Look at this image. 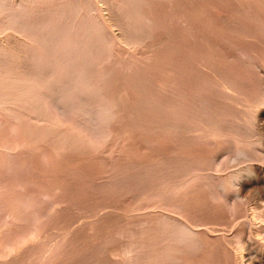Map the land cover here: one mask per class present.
Returning a JSON list of instances; mask_svg holds the SVG:
<instances>
[{"label": "rangeland", "instance_id": "rangeland-1", "mask_svg": "<svg viewBox=\"0 0 264 264\" xmlns=\"http://www.w3.org/2000/svg\"><path fill=\"white\" fill-rule=\"evenodd\" d=\"M99 1L25 0L26 27L0 13V78L23 79L3 84L13 98L0 101V264H175L161 211L202 222L199 247L183 260L223 262L260 209L257 192L236 195L230 175L264 165V119L254 115L264 110V0ZM34 21L53 23L56 50L85 45L52 66ZM86 30L94 34L82 37ZM75 72H85L84 92V82H69ZM47 75L71 101L53 103ZM102 105L109 118L93 122L83 110Z\"/></svg>", "mask_w": 264, "mask_h": 264}, {"label": "bare ground", "instance_id": "bare-ground-1", "mask_svg": "<svg viewBox=\"0 0 264 264\" xmlns=\"http://www.w3.org/2000/svg\"><path fill=\"white\" fill-rule=\"evenodd\" d=\"M24 1L25 0H16L15 2L13 1V0H0V13H5V15H6V20H7V24L8 25H18V26H25L26 27V25H27V18H24L23 16H25V14H27V13H29V11H31V9L29 8V7H27V5L24 3ZM32 0H30V2H31ZM99 1V0H98ZM136 1V0H135ZM28 2V1H27ZM35 2V1H34ZM128 2V1H127ZM29 3V2H28ZM33 3V2H32ZM49 3V2H48ZM52 3V2H51ZM60 3V7L58 8V10H60V12L62 13L63 12V14L64 15H66V12H69L70 10L69 9H71L70 7H69V9H68V7H66L65 6V2L64 1H61V2H59ZM99 3H100V1H99ZM135 3V2H134ZM43 4H45V3H43ZM58 4V3H57ZM128 4V3H127ZM131 4V3H130ZM24 5H26L25 7H24ZM47 5V4H46ZM49 5V4H48ZM67 5V4H66ZM90 5V4H89ZM99 5V4H98ZM134 5V4H133ZM137 5V4H136ZM31 6V5H30ZM58 6V5H57ZM75 6V5H74ZM46 7V6H45ZM79 7H81V6H79ZM84 7V6H83ZM115 7V6H114ZM130 7V6H129ZM29 8V9H28ZM34 8V7H33ZM37 8V7H36ZM39 8V7H38ZM42 8V7H41ZM66 9H68V10H66ZM82 9V8H81ZM42 10V9H41ZM50 10V9H49ZM86 10V9H85ZM34 11V10H33ZM37 11V10H36ZM79 11H80V9H76L75 11H73L74 12V16H76V15H78L79 14ZM32 12V11H31ZM59 12V11H58ZM186 12V11H185ZM35 13V12H34ZM101 13V12H100ZM38 14V13H37ZM80 14H81V12H80ZM1 15V14H0ZM45 15V14H44ZM62 15V14H61ZM26 16H28V15H26ZM60 16V15H59ZM101 16V15H100ZM5 17V16H4ZM43 17V16H42ZM48 17V16H47ZM66 17V16H65ZM68 17H70V12H69V15H68ZM78 17V16H77ZM84 17V16H83ZM152 17V16H151ZM29 18V17H28ZM59 18V17H58ZM61 18H63L62 16H61ZM89 18V17H88ZM91 18V17H90ZM104 18V17H103ZM37 19H38V17H37ZM37 19H36V21H37ZM44 19V18H43ZM94 19V18H93ZM3 20V19H2ZM28 20H31V19H28ZM80 20V19H79ZM143 20H145V19H143ZM74 21V20H73ZM97 21V20H96ZM99 21H100V19H99ZM4 22V21H3ZM35 22V21H34ZM33 22V24H34V27H33V31L34 32H39L40 30H44L45 31V33L48 35V39L46 40V43H45V47L46 48H52L53 49V57H52V59L50 58L49 59V61H50V63H52V66H53V61L55 62V60H56V58L58 57V56H60L65 50H67L68 48H70V47H72V46H74L75 45V47H78V50L79 51H81L80 50V48L81 47H83L84 45H85V43L84 42H80L79 40H75V41H65V42H62V44H61V49H54V48H57L58 46H59V42H57V43H53L52 42V38H53V36H54V34H52L51 33V31H52V25H53V23H51V24H49V26H46V27H44V25H43V27L42 26H40V23H42V22H40V21H38V22H35L34 23ZM55 22H56V20H55ZM75 22V21H74ZM82 22V21H81ZM87 22V21H86ZM93 22V21H92ZM31 23V22H30ZM30 23H29V25H30ZM49 23V22H48ZM57 23V22H56ZM55 23V24H56ZM63 23V22H62ZM103 23V22H102ZM59 24V23H58ZM74 24V23H73ZM77 24V23H76ZM4 25V24H3ZM29 25H27V26H29ZM66 25V24H65ZM90 25H91V23H90ZM240 25V24H239ZM78 26V25H77ZM80 26V25H79ZM104 26V25H103ZM10 27V26H9ZM63 27V26H62ZM61 27V28H62ZM105 27V26H104ZM260 27V26H259ZM262 27V26H261ZM3 28V27H2ZM6 28V27H5ZM18 28V27H17ZM69 28H70V26L68 25L67 26V30H69ZM85 28V27H84ZM106 28V27H105ZM260 29V28H259ZM27 30V29H26ZM99 30V29H98ZM124 30V29H123ZM250 30V29H249ZM261 30L263 31L264 29H263V27L261 28ZM23 31V30H22ZM74 31V30H73ZM114 31V30H113ZM103 32V31H102ZM109 32H111V31H109ZM58 33V32H57ZM91 33H93V32H91L90 30H86L85 32H84V34H83V36L82 37H84V38H88L90 35H91ZM261 33V32H260ZM23 34V33H22ZM78 34H80V33H78ZM82 34V33H81ZM80 34V35H81ZM94 34V33H93ZM126 34V33H125ZM263 34V33H262ZM56 35V34H55ZM65 35H66V31H60L59 33H58V35H57V38H63L64 39V37H65ZM79 35V36H80ZM137 35V34H136ZM110 36V35H109ZM77 37V36H76ZM92 37H93V35H92ZM101 37V36H100ZM257 37V36H256ZM19 38V37H18ZM35 38V37H34ZM70 38V37H69ZM72 38V37H71ZM81 38V37H80ZM97 38V37H96ZM108 38V37H107ZM260 38V37H259ZM22 39V38H21ZM56 39V38H55ZM77 39V38H76ZM93 39V38H92ZM4 40V39H3ZM16 40V39H15ZM11 41V40H10ZM108 41V40H107ZM21 42V41H20ZM15 43V42H14ZM42 43V42H41ZM83 43V46H81L80 47V44H82ZM88 43V42H87ZM93 44V43H92ZM97 44V43H96ZM9 45V44H8ZM26 45V44H25ZM100 45V44H99ZM133 46H134V44H133ZM0 47H1V44H0ZM5 47V46H4ZM39 47V46H38ZM135 47V46H134ZM3 48V45H2V47H1V49ZM6 48V47H5ZM5 48H4V50H5ZM85 48V47H84ZM84 48H82V49H84ZM0 49V66H3L4 64H5V61H6V58L5 57H3L2 55L4 54V53H6V50L4 51V53H3V49L1 50ZM40 50V49H39ZM74 50V49H73ZM18 51V50H17ZM24 51V50H23ZM35 51V50H34ZM93 51V50H92ZM67 52V51H66ZM75 52V51H74ZM78 52V51H77ZM10 53H11V51H10ZM14 53V52H13ZM93 53V52H92ZM6 55V54H5ZM4 55V56H5ZM46 55V54H45ZM151 55H152V53H151ZM82 56V55H81ZM85 57V56H84ZM93 57V56H92ZM75 58V57H74ZM68 59V58H67ZM53 60V61H52ZM47 61V60H46ZM52 61V62H51ZM83 61V60H82ZM81 61V62H82ZM250 61V60H249ZM72 62V61H71ZM13 63V62H12ZM25 63V62H24ZM40 63V62H39ZM45 63V62H44ZM254 63V62H253ZM22 64V63H21ZM33 63H31V66H29V68H33V70L35 69L34 68V66L32 65ZM60 64V63H59ZM67 64V63H66ZM78 64V63H77ZM251 64V63H250ZM262 64V63H261ZM29 65V64H28ZM82 65V64H81ZM213 65V64H212ZM6 66V65H5ZM52 66H50V69H51V67ZM216 66V65H215ZM254 66V65H253ZM252 67V66H251ZM11 68V67H10ZM28 68V69H29ZM77 68V67H76ZM16 69V68H15ZM53 69H54V67H53ZM87 70V69H86ZM212 70V69H211ZM216 70V69H215ZM27 71H31L30 69L29 70H27ZM26 71V72H27ZM48 71V70H47ZM63 71V70H62ZM1 72V71H0ZM24 72V71H23ZM42 72V71H41ZM64 72V71H63ZM213 72V71H212ZM219 72V71H218ZM50 73V72H49ZM66 73V72H65ZM64 73V74H65ZM76 73V72H75ZM85 73V72H84ZM84 73H82V72H78V73H76L75 75H73V77H72V79L69 81V82H71V83H74V82H84L83 84V86H82V88H80V89H82V91L84 92V90L83 89H86V86H87V79H86V77H85V75H84ZM97 73V72H96ZM263 73V72H262ZM17 74H19V73H17ZM34 74H36V76H38L39 74H40V72L39 71H31V73H30V76H32L31 77V79L32 78H36V77H34ZM50 75H51V73H50ZM50 75H47L46 76V78L44 79V81L47 83V85L48 84H50L51 85V87H54L53 89L54 90H56V88H57V86H59V85H56L55 86V83L57 84V80H55L54 78H51L50 77ZM6 76V75H5ZM10 76H12V75H10ZM40 76V75H39ZM219 76V75H218ZM225 76V75H224ZM27 77V76H26ZM56 77V76H55ZM223 77V76H222ZM21 76H19V75H17V76H14V77H7L6 79H4V78H0V101H2V102H4V101H8V100H10L11 98H13V97H10V96H8V94H7V92L5 91V90H2V86H3V84H5V85H7V86H15V85H18L17 83L18 82H21L22 80H21ZM58 79V78H57ZM214 79V78H213ZM218 79V78H217ZM33 80V79H32ZM206 80V79H205ZM208 80V79H207ZM220 80V79H219ZM35 81H37V78H36V80ZM34 81V82H35ZM210 80H208V82H209ZM223 81V80H222ZM226 81V80H225ZM211 82V81H210ZM219 83L218 84H220V81H218ZM261 82V81H260ZM32 83V82H31ZM217 83V82H216ZM34 84V83H33ZM54 84V85H53ZM58 84H60V83H58ZM210 84V83H209ZM208 83H207V85H208V87L211 85L212 86V84H210L209 85ZM50 85H48L49 87H50ZM53 85V86H52ZM61 85V84H60ZM77 85V84H76ZM145 85V84H144ZM214 85V84H213ZM41 86V85H40ZM44 86V85H43ZM71 86V85H70ZM198 86V85H197ZM210 86V88L212 89V87ZM221 86H223V88L225 87V85L224 84H221ZM45 87V86H44ZM56 87V88H55ZM60 87V86H59ZM201 87V86H200ZM216 87V86H215ZM39 89V88H38ZM44 89V88H43ZM46 89V88H45ZM59 89V88H58ZM60 89H61V87H60ZM79 89V92H80V94H82V91ZM88 89V88H87ZM93 89V88H92ZM198 89V88H197ZM19 90V89H18ZM31 90V89H30ZM35 90V89H34ZM208 90H210L209 88H208ZM215 90V89H214ZM26 91V90H25ZM46 91V90H45ZM57 91V90H56ZM228 91V90H227ZM235 91V90H234ZM30 92V91H29ZM51 92V91H50ZM58 92V91H57ZM55 92L54 93V97H51V99H52V101H53V103L54 104H59L60 102H61V100L63 99V98H65V96L63 97L62 95V93L60 92ZM215 92V91H214ZM226 92V91H225ZM224 92V93H225ZM262 92V91H261ZM9 93V92H8ZM13 93V92H12ZM230 93V92H229ZM228 93V94H229ZM10 94V93H9ZM56 94V95H55ZM76 94H78V93H76ZM80 94H78L79 96H80ZM214 95H215V93H213ZM226 94V93H225ZM231 94V93H230ZM242 94V93H241ZM66 95H68V93L66 94ZM71 95H72V93H71ZM92 95V94H91ZM201 95V94H200ZM51 96V95H50ZM70 95H68L66 98H65V100L66 99H68V97H69ZM212 96V95H211ZM221 96V95H220ZM224 96V95H223ZM222 96V97H223ZM263 96H264V94H263ZM46 97H47V95H46ZM91 97V96H90ZM209 97V96H208ZM207 97V98H208ZM260 97V96H259ZM74 98V97H73ZM82 98V97H81ZM80 98V99H81ZM88 98V97H87ZM86 98V99H87ZM211 98V97H210ZM208 99L209 101H211V99ZM220 98V97H219ZM258 98V97H257ZM14 99H16V98H14ZM14 99H12V100H14ZM90 99V98H89ZM261 99V98H260ZM40 100V99H39ZM68 100H70V97H69V99ZM88 100V99H87ZM31 101V100H30ZM67 101V100H66ZM71 101V100H70ZM78 101H79V99H78ZM104 101V100H103ZM145 101V100H144ZM213 101V100H212ZM14 102V101H13ZM51 102V101H50ZM101 102V101H100ZM258 102H259V100H258ZM262 102V101H261ZM30 103V102H29ZM216 103V102H215ZM17 104V103H16ZM106 104V103H105ZM209 104V103H208ZM262 104V103H261ZM78 105V104H77ZM210 106L209 107H211V105L212 104H209ZM215 105V104H214ZM219 105V104H218ZM255 105V104H254ZM62 106V105H61ZM92 106V105H91ZM170 106V105H169ZM171 106H172V104H171ZM208 106V105H207ZM213 106V105H212ZM256 106V105H255ZM258 106H260V105H258ZM222 107V106H221ZM253 107V106H252ZM56 108V107H55ZM212 108V107H211ZM223 108V107H222ZM3 109V108H2ZM71 109V108H70ZM80 109V108H79ZM254 109H255V107H254ZM29 110V109H28ZM84 111H85V113H86V116H89V119H91V120H93V122L95 121V120H97V117H98V119H99V117H100V119L101 118H109L110 117V115H111V109H110V107H108V106H106V105H102V106H100L98 109H90V108H84L83 109ZM220 110H221V108H220ZM223 110V109H222ZM224 110H225V108H224ZM253 110V109H252ZM84 111H83V113H84ZM42 112V111H41ZM56 112H58V111H56ZM208 112V111H207ZM257 112V111H256ZM81 113V112H80ZM84 113V114H85ZM205 113V112H204ZM209 113V112H208ZM16 114V113H15ZM59 114V113H58ZM212 114H213V112H212ZM218 114V113H217ZM180 115V114H179ZM255 115V117H260L261 119H262V121H263V119H264V110H259V112H257L256 114H254ZM84 116V115H83ZM86 116H85V118H86ZM174 116V115H173ZM206 117H207V115H205ZM209 116H210V114H209ZM208 116V117H209ZM213 116V115H212ZM207 117V118H208ZM250 117V116H249ZM214 118H216V117H214ZM251 118V117H250ZM87 119H88V117H87ZM170 119V118H169ZM211 119V118H210ZM252 119V118H251ZM31 120V119H30ZM79 120V119H78ZM90 120V121H91ZM102 120V119H101ZM171 120V119H170ZM187 120V119H186ZM207 121V123H208V119L206 120ZM213 121H214V119H213ZM78 122V121H77ZM97 122V121H96ZM210 122V121H209ZM218 122H219V120H218ZM85 123V122H84ZM103 123V122H102ZM175 123V122H174ZM95 124V123H94ZM216 124H217V122H216ZM78 127V126H77ZM250 128V127H249ZM262 128V127H261ZM187 129V128H186ZM253 129V128H252ZM79 131V130H78ZM250 134V133H249ZM86 139V138H85ZM239 152H240V150H238ZM244 152H245V150H244ZM215 154V153H214ZM235 154V153H234ZM236 157V156H235ZM232 160V159H231ZM182 163V162H181ZM247 165V164H246ZM241 170V169H240ZM243 171L245 170V175L244 176H246V178H243V175H241L239 172H233L230 176H231V178H232V182H231V184L232 185H237L236 187V195H238L237 194V191L239 190V191H250V190H255L256 192H257V196H256V199L258 200L257 202H259V203H257V204H259V210L258 211H252V212H250V214H248V216H247V218H246V220H245V222H243V223H245V225H246V227L244 226V228H243V230L245 231V233H246V238L244 239V240H240V239H237V241H236V243H235V245L232 247V249H231V252H232V256H230L231 258H226V260L225 261H219V263L217 262V263H214L213 262V264H264V240L262 239V238H264V165H262V164H259V163H255V164H251V165H247V166H245V167H243V169H242ZM237 171H238V169H237ZM194 172V171H193ZM229 173V172H228ZM213 175V174H212ZM218 177V176H217ZM224 180V179H223ZM216 183V182H215ZM153 184V183H152ZM218 185H217V187L221 190V192H223L225 189H226V185H225V182L224 181H220L219 183H217ZM216 185V184H215ZM228 186V185H227ZM229 187V186H228ZM230 189H233V188H230ZM219 190V191H220ZM232 191V190H231ZM154 192V191H153ZM156 193V192H155ZM225 193V192H224ZM223 193V194H224ZM218 194V193H217ZM240 194V193H239ZM245 194V193H244ZM247 194V193H246ZM226 195V194H225ZM251 195V194H250ZM220 197V196H219ZM249 197V196H248ZM227 198V197H226ZM255 198V197H254ZM144 200V199H143ZM235 201V200H234ZM249 201V200H248ZM182 206V205H181ZM159 212V211H158ZM179 212V211H178ZM185 213V212H184ZM183 213V214H184ZM158 214V213H157ZM159 215H161L159 218H157V221H156V223L159 225V224H162V227H166L165 228V231H166V234H167V238H168V243L166 244V246L164 247L165 249L167 248V254L165 255L167 258H169L168 260H170L172 263H177V264H196L197 262H198V260H196L195 262H188V260L187 259H185V260H183L182 258V255L183 254H186V252H188V251H192L193 249H195V250H197V248L199 247V243H200V238H199V233H200V229L198 228L199 227V225H201L202 224V222L200 223V221L199 220H193V219H188L187 217H186V219H183L182 217H181V215L179 216H175V214L174 215H170L169 213H166V212H163L162 213V211H161V213L159 214ZM154 216H156V215H154ZM152 218V217H151ZM197 221H199V222H197ZM155 222V221H154ZM215 222V221H214ZM140 223V222H139ZM217 223V222H216ZM163 224H166V225H163ZM206 224V223H205ZM237 224V223H236ZM101 225V224H100ZM150 226V225H149ZM202 226V225H201ZM200 226V227H201ZM215 226V225H214ZM228 226V225H227ZM159 227V226H158ZM211 227V226H210ZM213 227V226H212ZM241 228V227H240ZM204 229H206V231L209 233V232H211V231H214V229L212 230L211 228H208V227H205ZM221 229V228H220ZM227 230V229H226ZM243 230H242V233H243ZM141 231V230H140ZM203 231V230H202ZM221 231V230H220ZM132 232V231H131ZM222 232V231H221ZM212 233V232H211ZM220 235H221V233L220 232H218ZM226 233V232H225ZM241 233V234H242ZM205 234H206V232H205ZM260 234H263L262 235V237L261 236H259ZM152 235V234H151ZM154 235V234H153ZM202 235V234H201ZM208 235L209 234H207V238H208ZM211 235V234H210ZM213 235H214V233H213ZM215 235H216V233H215ZM228 235V234H227ZM226 235V236H227ZM76 236V235H75ZM155 236V235H154ZM231 236V235H230ZM242 236V235H241ZM244 236V235H243ZM243 239V238H242ZM204 241H209V240H204ZM213 241V240H212ZM235 241V240H234ZM202 242V241H201ZM216 242V241H215ZM233 242V241H232ZM206 243V242H205ZM217 243V242H216ZM219 243V242H218ZM136 244V243H135ZM215 244V243H214ZM229 244V243H228ZM133 245V244H132ZM206 245V244H205ZM204 245V246H205ZM220 246H221V244H219ZM14 246V245H13ZM231 246V245H230ZM208 247V246H207ZM219 247V246H218ZM214 248H216V247H214ZM162 249V248H161ZM165 249H163V250H165ZM207 249V248H206ZM221 249V248H220ZM10 250V249H9ZM202 250H204V249H202ZM213 250H215V249H213ZM217 250V249H216ZM215 250V251H216ZM219 250V249H218ZM216 251V252H219V251ZM228 250V249H227ZM127 251H129V250H127ZM206 251V250H205ZM209 251V250H208ZM130 252V251H129ZM197 252V251H196ZM210 252H211V250H210ZM214 252V251H213ZM201 253V252H200ZM220 253V252H219ZM129 254H131V253H129ZM162 254V253H161ZM188 254H190V253H188ZM192 254V253H191ZM229 254V253H228ZM195 255V254H194ZM197 255H199V254H197ZM202 255V254H201ZM218 255V254H217ZM216 255V256H217ZM159 256V255H158ZM183 256H185V255H183ZM192 256H193V254H192ZM214 256V255H213ZM132 257V256H131ZM201 257V256H200ZM221 257V256H220ZM219 257V258H220ZM223 257V256H222ZM129 258H130V256H129ZM153 258V257H152ZM166 258V259H167ZM205 258V257H204ZM202 259V258H201ZM208 260V259H207ZM217 260V259H216ZM219 260H221V259H219ZM167 261V260H166ZM213 261V260H212ZM137 262V261H136ZM206 262V261H205ZM152 263V262H151ZM207 263V262H206ZM211 263V262H210ZM197 264H199V263H197ZM208 264V263H207ZM212 264V263H211Z\"/></svg>", "mask_w": 264, "mask_h": 264}]
</instances>
